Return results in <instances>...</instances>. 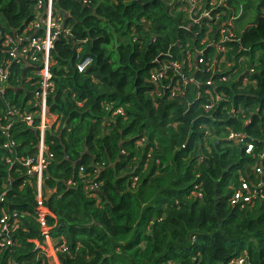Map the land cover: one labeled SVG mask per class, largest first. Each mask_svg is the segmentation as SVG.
I'll return each mask as SVG.
<instances>
[{
  "label": "trees",
  "instance_id": "trees-1",
  "mask_svg": "<svg viewBox=\"0 0 264 264\" xmlns=\"http://www.w3.org/2000/svg\"><path fill=\"white\" fill-rule=\"evenodd\" d=\"M37 1L0 0V42L24 29ZM54 3L72 30L51 51L47 103L56 119L45 131L53 158L43 177L53 193L43 201L50 212L44 225L68 247L61 264H228L241 257L264 264V198L232 203L240 178L256 184L257 168L264 169V0H228L211 9L212 19L199 8L182 11L175 0ZM255 9L256 20L243 27ZM222 28L235 36L223 43L229 66L214 65L224 55L201 44L219 41ZM188 50H203V62L169 74L194 82L183 97H157L149 81L156 59L183 61ZM8 59L0 51V65ZM38 68L13 61L0 94V125L8 124L10 106L35 115L32 125L18 115L6 132L0 128V219L18 218L9 224L15 244L0 248V264L13 257L48 264L36 243L44 240L36 178L22 161L40 142ZM209 90L223 97L206 111ZM9 141L12 163L5 160Z\"/></svg>",
  "mask_w": 264,
  "mask_h": 264
},
{
  "label": "built area",
  "instance_id": "built-area-1",
  "mask_svg": "<svg viewBox=\"0 0 264 264\" xmlns=\"http://www.w3.org/2000/svg\"><path fill=\"white\" fill-rule=\"evenodd\" d=\"M84 4L89 3V0H81ZM178 3L182 11H188L189 13L195 9L199 8L203 17H211V9L220 6H226L228 0H175ZM203 4L209 5L210 9H203ZM201 19V18H200ZM199 19V20H200ZM218 19V17H217ZM198 20V21H199ZM71 26V25H70ZM67 22V14L65 11L60 10L56 7L54 0H38L35 4V14L31 21H29L21 32H16L15 34H7L4 36L3 41L0 42V51L6 53L9 59L0 65V94H5V88L9 86V76L11 74L10 67L13 61L19 65L25 63L36 65L39 68L36 70L38 77L40 78V87L35 92L34 107L37 108V116L40 122L35 126L40 131V142L38 144V150L34 157H28L22 159L24 165L28 166V173L36 178V184L38 189V202L39 209L38 215L40 221L45 224V219L49 215L48 208L44 205L43 201L46 200L47 196L50 195L51 189L47 187L44 181V169H46L51 158H53V153L49 151L45 143V131L48 127L52 125L56 116L52 114L49 110L47 103V96L54 89L52 66L55 64L52 58L51 51L54 48L55 41L59 36L63 35L68 37L71 34V28ZM235 38L233 32L227 31L225 28L220 30V40H213L211 37H204L201 40V44L204 47L213 46L215 48L216 54H223L224 57L219 61L215 58L214 65H221L223 63L228 66L231 62L227 59V51L223 46L226 41L233 40ZM203 50H196L192 52L188 50L183 61H171L165 62L159 61V65L156 66L150 72L149 81L154 84L153 93L157 97H162L163 94L170 95V97L175 98L177 96L183 97L187 84L193 83L194 78L191 76H185L184 80H174L175 77H171L169 72H182L185 62L191 63L195 61L196 63L203 62ZM198 60V57H201ZM244 60V59H243ZM91 58H85L82 62L78 64V69L83 71L91 63ZM220 71V68L218 69ZM253 68L251 69V72ZM178 76V75H177ZM223 80H227V77H223ZM213 81L208 80L207 85H213ZM244 83H249L248 78H244ZM223 93L216 92L215 90L208 91L209 102L205 105L206 111L212 110L221 100ZM117 112H122V109H118ZM18 115L27 121L29 125L34 123L35 115L32 113H24L23 116L19 110L10 106L7 110V121L8 124L0 125V128L5 132L9 129L11 123L15 121ZM230 139L238 140L241 138L239 133H231ZM15 142L9 141L4 144V148L7 149L11 155H7L5 160L7 163H12L15 161V155L13 154V146ZM254 149L253 144H248L246 148L247 153H252ZM17 159V158H16ZM257 174L262 175V179L253 185L243 177L240 178V183L234 189V194L232 198L233 204H241L242 206L250 204L253 200L264 198V169L261 167L257 168ZM92 188V186H90ZM4 194V193H3ZM201 195V193H198ZM17 214H14V218L9 214H4L0 219V248H7L8 246H13L15 241L10 235L9 224L17 222ZM12 220H14L12 222ZM43 241H36L37 249L40 256L45 254L44 259L48 264H61L57 259V255L60 251H67L68 247L64 242L55 243L56 239L50 236L49 230L44 225L43 230ZM43 257V256H42ZM8 264H21L15 260V258H10ZM228 264H246L245 258L241 257L234 259Z\"/></svg>",
  "mask_w": 264,
  "mask_h": 264
},
{
  "label": "rangeland",
  "instance_id": "rangeland-1",
  "mask_svg": "<svg viewBox=\"0 0 264 264\" xmlns=\"http://www.w3.org/2000/svg\"><path fill=\"white\" fill-rule=\"evenodd\" d=\"M257 2V1H256ZM257 14H258V10L255 9L253 11V14L250 18L246 19L243 23V27H246V26H249L251 25L257 18ZM60 239H56L55 243L59 242ZM43 257H46L45 254H42ZM57 259L61 262V259H60V256H59V253L57 255Z\"/></svg>",
  "mask_w": 264,
  "mask_h": 264
},
{
  "label": "crops",
  "instance_id": "crops-1",
  "mask_svg": "<svg viewBox=\"0 0 264 264\" xmlns=\"http://www.w3.org/2000/svg\"><path fill=\"white\" fill-rule=\"evenodd\" d=\"M50 193H53V190H51Z\"/></svg>",
  "mask_w": 264,
  "mask_h": 264
},
{
  "label": "water",
  "instance_id": "water-1",
  "mask_svg": "<svg viewBox=\"0 0 264 264\" xmlns=\"http://www.w3.org/2000/svg\"><path fill=\"white\" fill-rule=\"evenodd\" d=\"M25 71V70H24Z\"/></svg>",
  "mask_w": 264,
  "mask_h": 264
}]
</instances>
